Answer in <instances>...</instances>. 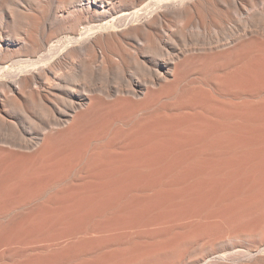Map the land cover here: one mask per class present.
I'll use <instances>...</instances> for the list:
<instances>
[{
	"label": "bare ground",
	"instance_id": "obj_1",
	"mask_svg": "<svg viewBox=\"0 0 264 264\" xmlns=\"http://www.w3.org/2000/svg\"><path fill=\"white\" fill-rule=\"evenodd\" d=\"M0 264H264V0H0Z\"/></svg>",
	"mask_w": 264,
	"mask_h": 264
}]
</instances>
